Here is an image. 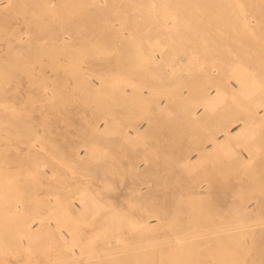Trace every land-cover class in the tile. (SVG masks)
<instances>
[{
	"label": "rangeland",
	"instance_id": "374dc122",
	"mask_svg": "<svg viewBox=\"0 0 264 264\" xmlns=\"http://www.w3.org/2000/svg\"><path fill=\"white\" fill-rule=\"evenodd\" d=\"M12 1L0 0V193L22 199L23 219L11 212L0 218V264H171L177 241L189 262L212 264L216 237L227 232L234 235V264H264V122L247 128L261 146L260 173L246 175L216 148L264 114L256 102L264 100V0ZM67 54L85 62L75 67ZM241 69L252 88L259 86L254 99H228L203 114L199 103L180 106L168 92L207 76L238 88ZM134 85L145 95L152 87V108L160 103L161 113H140L126 101ZM190 110L201 119L196 127L188 123ZM222 127L228 132L215 141L206 137ZM187 141L205 147L202 156L190 154L192 171L179 154ZM83 188L100 200L98 212L84 211ZM195 195L200 205L190 201ZM64 209L69 217L59 220ZM229 209L253 221L228 225ZM50 211L53 217L36 219Z\"/></svg>",
	"mask_w": 264,
	"mask_h": 264
},
{
	"label": "bare ground",
	"instance_id": "6f19581e",
	"mask_svg": "<svg viewBox=\"0 0 264 264\" xmlns=\"http://www.w3.org/2000/svg\"><path fill=\"white\" fill-rule=\"evenodd\" d=\"M14 1V0H13ZM12 1V2H13ZM45 1V0H44ZM50 1V0H49ZM78 1V0H77ZM11 2V3H12ZM14 2H17V1H14ZM18 2H20L19 0H18ZM47 2V1H46ZM63 2V1H62ZM90 2V1H89ZM20 3H22V2H20ZM49 3V2H48ZM60 3V2H59ZM16 4V3H15ZM15 4L13 5V6H15ZM36 4V3H35ZM38 4V3H37ZM56 4V3H55ZM80 4V3H79ZM84 4V3H83ZM9 5H11V4H9ZM8 5V6H9ZM23 5V4H22ZM68 5V4H67ZM21 6V5H20ZM39 6V5H38ZM41 6V5H40ZM54 6H57V5H54ZM11 7H12V5H11ZM17 7H18V5H17ZM45 7V6H44ZM77 7V6H76ZM75 7V8H76ZM86 7V6H85ZM19 8V7H18ZM17 8V9H18ZM22 8V7H21ZM42 8V7H41ZM2 9V8H1ZM4 9V8H3ZM9 9V8H8ZM53 9V8H52ZM56 9V8H55ZM65 9V8H64ZM77 9V8H76ZM11 10V9H10ZM15 10V9H14ZM19 10H21V9H19ZM43 10V9H42ZM1 11V10H0ZM46 11V10H45ZM12 12H13V10H12ZM16 12H17V10H16ZM44 12V11H43ZM50 12V11H49ZM19 13V12H18ZM41 13V12H40ZM42 14V13H41ZM22 15V14H21ZM40 15V14H39ZM25 17V16H24ZM249 17V16H248ZM19 18V17H18ZM17 18V19H18ZM244 18V17H243ZM22 19V18H21ZM258 20V19H257ZM225 21V20H224ZM238 22V21H237ZM261 22V21H260ZM233 23V22H232ZM225 24V23H224ZM236 24H238V23H235V25ZM264 24V23H263ZM222 25V24H221ZM225 25H227V24H225ZM224 25V26H225ZM237 26H239V24L237 25ZM231 27H234V25L233 26H231ZM238 29L240 28V27H237ZM241 28H242V26H241ZM262 29V28H261ZM244 30H246V29H244ZM239 31V30H238ZM241 31H243V30H241ZM224 32V31H223ZM226 32H224V34H225ZM259 33V32H258ZM12 34V33H11ZM20 34V33H19ZM240 34V33H239ZM262 36V35H261ZM3 38H6V36L5 37H3ZM21 38V37H20ZM261 38V37H260ZM224 39H226V38H224ZM263 39V38H262ZM217 40V39H216ZM224 41V40H223ZM241 41V40H240ZM259 41V40H258ZM84 42V41H83ZM11 43V42H10ZM259 43V42H258ZM54 44V43H53ZM260 44V43H259ZM9 45V44H8ZM55 45V44H54ZM67 45H71V44H68L67 43ZM258 45V44H257ZM263 45V44H262ZM53 46V45H52ZM63 46V45H62ZM51 47V46H50ZM59 47V46H58ZM57 47V48H58ZM70 47H72V46H70ZM55 48H56V46H55ZM66 48V47H65ZM68 48H69V46H68ZM68 48H66V49H68ZM80 48V47H79ZM83 48V47H82ZM259 48V47H258ZM65 49V50H66ZM72 49V48H71ZM77 49V48H76ZM44 49H42V51H43ZM48 50H49V48H48ZM51 50V49H50ZM54 50V49H53ZM57 50V49H56ZM74 50V49H73ZM239 50H240V48H239ZM250 50V49H249ZM260 50V49H259ZM258 50V51H259ZM41 51V50H40ZM39 51V52H40ZM46 52H49V51H47V50H45ZM45 51H43V52H45ZM63 51V50H62ZM255 51H257V50H255ZM38 52V51H37ZM54 52V51H53ZM58 52V51H57ZM56 52V53H57ZM70 51H68V53H69ZM89 52V51H88ZM241 52V51H240ZM249 52V51H248ZM252 52V51H251ZM261 52V51H260ZM22 53V52H21ZM42 53V52H41ZM50 53V52H49ZM55 53V52H54ZM66 53V52H65ZM250 53V52H249ZM17 54H18V51H17ZM20 54V53H19ZM28 54V53H27ZM35 54V53H34ZM37 54V53H36ZM36 54H35V56H36ZM43 55L45 54V53H42ZM51 54V53H50ZM61 54V53H60ZM64 54V53H63ZM72 54H74V53H72ZM71 54V56L70 55H68V56H70L69 57V63L70 64H73L75 67H76V64H78V63H80V62H82L84 59L83 58H85L83 55L82 56H78V57H75V56H73ZM260 54V53H259ZM20 55H22V54H20ZM25 55V54H24ZM23 55V56H24ZM39 55H40V53H39ZM39 55L37 56V58H39ZM46 55V54H45ZM54 55V54H53ZM76 55V54H75ZM87 55V54H86ZM238 55V54H237ZM2 56V55H1ZM27 56H30V55H27ZM34 56V55H33ZM62 56H64V55H62ZM68 56H67V58H68ZM240 56V55H239ZM264 56V55H263ZM3 57V56H2ZM24 57H26V56H24ZM31 57V56H30ZM65 57V56H64ZM262 57V56H261ZM49 58L51 59L52 58V56L50 57L49 56ZM58 58V57H57ZM66 58V57H65ZM243 58H245V57H243ZM255 58V57H254ZM3 59V61H5L4 60V58H2ZM26 59V58H25ZM28 59V58H27ZM31 59V58H30ZM32 59H34V58H32ZM53 59H55L54 58V56H53ZM86 59V58H85ZM221 59H222V57H221ZM224 59V58H223ZM232 59V58H231ZM242 59V58H241ZM249 59V58H248ZM17 60V59H16ZM29 60V59H28ZM42 60V59H41ZM59 60H60V58H59ZM62 60V59H61ZM233 60V59H232ZM245 60V59H244ZM243 60V61H244ZM252 60H253V58H252ZM252 60H251V62H252ZM258 60V59H257ZM22 61V60H21ZM31 60H29V61H27V62H30ZM36 61V60H35ZM38 61V60H37ZM51 61V60H50ZM53 62H54V60H52ZM55 61H56V59H55ZM67 61V60H66ZM6 62H8L7 60H6ZM16 62V61H15ZM23 62V61H22ZM32 62V61H31ZM38 62H40V61H38ZM58 62H60V61H58ZM64 62V61H63ZM84 62H85V60H84ZM83 62V63H84ZM240 62V61H239ZM245 62H247V61H245ZM254 62H255V59H254ZM253 62V63H254ZM18 63H20V62H18ZM17 63V64H18ZM26 62H24V64H25ZM37 63V62H36ZM57 63V62H56ZM65 63V62H64ZM67 63V62H66ZM68 63V64H69ZM236 63V62H235ZM1 64V63H0ZM3 64V63H2ZM7 64V63H6ZM9 64V63H8ZM60 64V63H59ZM260 64V63H259ZM9 65H13V63L11 64H9ZM22 65V64H21ZM58 65V64H57ZM62 65V64H61ZM254 65V64H253ZM257 65V64H256ZM7 66V65H6ZM51 66H53L52 64H51ZM67 66H70V65H67ZM66 66V67H67ZM72 66V65H71ZM252 66V65H251ZM255 66V65H254ZM260 66V65H259ZM258 66V67H259ZM10 67V66H9ZM8 67V68H9ZM54 67H57L56 66V64H55V66ZM64 67V65H62V68ZM77 67H79V66H77ZM244 67H245V65H244ZM250 67V66H249ZM257 67V66H256ZM261 67V66H260ZM2 68V67H1ZM4 68H6V67H4ZM25 68V67H24ZM58 68V67H57ZM27 69V68H26ZM29 69V68H28ZM27 69V70H28ZM53 69V68H52ZM250 69H252V68H250ZM254 69V68H253ZM258 69V68H257ZM79 70V69H78ZM264 70V69H263ZM2 71H4V70H2ZM75 71V70H74ZM76 71H77V69H76ZM259 69H258V72L257 73H259ZM262 71V70H261ZM7 72V71H6ZM29 72V71H28ZM27 72V73H28ZM32 72V71H31ZM69 72V71H68ZM71 72H72V68H71ZM83 72V71H82ZM263 72V71H262ZM0 73H5V71L4 72H1L0 71ZM9 73V72H8ZM11 73H13V72H11ZM16 73V72H15ZM40 73V72H39ZM73 73V72H72ZM79 73V72H78ZM261 73V72H260ZM259 73V74H260ZM31 74V73H30ZM29 74V75H30ZM45 74V73H44ZM77 74V73H76ZM75 74V75H76ZM7 75V74H6ZM16 75V74H15ZM14 75V76H15ZM17 75H19L18 77H20V74H17ZM16 75V76H17ZM26 75V74H25ZM38 75V74H37ZM58 75V74H57ZM258 75V74H257ZM257 75L256 76H254V77H257ZM264 75V74H263ZM11 77H12V75H11ZM47 77H48V75H47ZM56 77V76H55ZM5 78L6 77H4V80H5ZM31 78V77H30ZM41 78H42V76H41ZM3 79V78H2ZM7 79H8V77H7ZM7 79H6V81H7ZM14 79V78H13ZM12 79V80H13ZM49 79V78H48ZM53 79V78H52ZM234 79H235V81L237 82V84H238V88H235V86L231 83V82H228L226 79H224L223 77H210V76H207L206 77V79H205V82L203 83V84H197V83H194V82H192V83H190V84H188V85H179V86H176V85H172V86H169L168 87V92H170L172 95H173V97H175L178 101H179V104H180V106H181V104H182V106L184 105H186V104H188L189 105V103L190 104H194V103H199L202 107H203V109H204V111H203V114H206V113H208V112H211V111H214L220 104H222V103H224V102H227V101H229L228 99H230L232 102H238V100H239V96L240 97H242V98H248L249 100L250 99H254L256 96H254V93H256V90L259 88V86L257 85V84H253V88H255V89H253L252 88V84L249 82V80L247 79V71H245V70H239V72H238V74L237 75H234ZM9 80V79H8ZM88 80V79H87ZM5 81V82H6ZM189 82V81H188ZM2 83V82H1ZM3 83H4V81H3ZM185 84V83H184ZM209 85V86H208ZM123 86V85H122ZM142 86V85H141ZM210 86H214L215 87V93H212L211 91H210ZM187 88V90H188V93L187 94H184V88ZM147 88V87H146ZM147 89H149V88H147ZM151 89H152V87H151ZM149 90V95H145V93H144V91L142 90V88L140 87V86H138V85H134L133 86V89H132V93L131 94H125V97H126V101L127 102H130V103H132L133 105H135V107L139 110V112L140 113H145V114H147V113H149V114H152V113H154V112H156V113H161V111L163 110H161V107H160V103H157L156 105H155V108H152V98H151V94L153 93L152 92V90ZM156 90V89H155ZM212 90V89H211ZM119 91V90H118ZM126 92V91H125ZM160 92V91H159ZM111 93V92H110ZM236 94H238L237 96H236ZM254 96V98H252ZM241 99V98H240ZM166 100H167V103H169V97H167L166 98ZM247 100V99H246ZM240 101V100H239ZM155 101H153V103H154ZM244 102L246 103V101L244 100ZM250 102V101H249ZM256 102L259 104V103H264V100H260V99H256ZM243 103V102H242ZM231 104V103H230ZM132 105V106H133ZM244 105V104H243ZM247 104H245V106H246ZM167 106V105H166ZM234 106V105H233ZM235 107V106H234ZM188 108V107H187ZM167 109V108H166ZM168 110V109H167ZM241 110V109H240ZM134 112V111H133ZM261 112V111H260ZM254 113L255 114H258V110L256 109L255 111H254ZM196 114V112L195 111H192V110H190V116H189V125H190V127H196L197 125H198V122L201 120L200 118H199V116H196L195 115ZM140 115V114H139ZM233 115V114H232ZM238 115V114H237ZM236 115V116H237ZM166 116V115H165ZM203 116V115H202ZM255 120L254 121H252V122H249V120L248 121H245L244 122V126H243V130L241 131V133H238V135H236V137L234 138V140H231V138H229L228 136L226 137V138H224V139H222L221 141H219L218 143H217V146H216V148L218 149V152H221V153H223L224 155H225V157H226V155H227V157L230 159V162L231 163H233L235 166H237V167H239L240 169H241V171L243 172V173H245L246 175H251V174H253V173H260L262 170L261 169H259V156L261 155V146L259 145V144H257V143H255L254 142V138H253V135L247 130V128L248 127H250L251 125H256V124H258L259 122L260 123H262V122H264V114L262 115V117L261 118H258V116L257 115H255V116H252ZM161 118V117H160ZM231 118H232V116H231V113H227L226 115H225V119L227 120V121H229V120H231ZM233 120V119H232ZM220 122V121H219ZM236 122V121H235ZM222 123H220L219 125H221ZM241 124V123H240ZM264 124V123H263ZM188 125V126H189ZM101 128V127H100ZM189 129V128H188ZM187 129V130H188ZM198 131V130H197ZM220 131H224V132H228V129L226 128V129H224L223 127L222 128H219V130H217V131H215L214 133H210V134H208L206 137L207 138H209V139H211V140H213V141H215V135L218 133V132H220ZM200 132H202V130L200 131ZM35 133V132H34ZM136 133H138V131H136ZM204 133H206L205 131H204ZM31 135V134H30ZM200 135V134H199ZM224 135V134H223ZM35 136V135H34ZM189 136H190V134H189ZM204 136V137H205ZM189 138V137H188ZM221 138V137H220ZM32 139V138H31ZM197 139H200V137L199 138H197ZM204 140V139H203ZM30 141V140H29ZM186 142V141H185ZM196 142V141H195ZM201 142H202V140H201ZM204 142H205V140H204ZM203 142V143H204ZM199 143V142H198ZM198 143H194L193 141H187V143L185 144L186 146H187V150H184L185 148H183V149H181L180 150V152H179V154L181 155V157L183 156L184 157V159L182 160V162H183V168L186 170V171H192V170H194L195 168H196V166H197V161L195 162V161H191V153L192 152H196V153H198L199 154V156H202L203 154V152L205 151V147H200L199 145H197ZM28 144V143H27ZM184 144V143H183ZM207 145V144H206ZM205 145V146H206ZM238 146L239 147H241V149H239L238 148ZM182 148V147H181ZM206 149H207V147H206ZM216 150V149H215ZM242 150H244V152L246 153V155H244V153L242 152ZM46 152H49V151H46ZM141 155V154H140ZM146 155L147 154H144V157H146ZM52 156V155H51ZM64 159V158H63ZM147 161H148V158H145ZM152 159V158H151ZM264 159V158H263ZM145 160V161H146ZM41 161V160H40ZM229 161V160H228ZM226 163V162H225ZM263 163V162H262ZM74 165V164H73ZM149 165V164H148ZM136 168V167H135ZM137 169V168H136ZM238 169V168H237ZM236 170V169H235ZM209 171V170H208ZM237 171V170H236ZM84 172V171H83ZM42 173V172H41ZM57 173V172H56ZM200 173V172H199ZM196 174V173H195ZM237 175H239V174H237ZM4 177V176H3ZM57 177V176H56ZM83 177V176H82ZM85 177V176H84ZM246 177V176H245ZM12 178V177H11ZM58 178H60V177H58ZM255 178V177H254ZM232 179V178H231ZM65 180V179H64ZM233 181H234V178L232 179ZM259 180V179H258ZM5 180H3V182H4ZM18 181H19V179H18ZM66 181V180H65ZM147 182V181H146ZM149 182V181H148ZM145 183V182H144ZM78 184H80L79 182H78ZM213 184V183H212ZM77 185V184H76ZM81 185V184H80ZM83 185H85V184H83ZM83 185H81V186H83ZM230 185V184H229ZM7 186V185H6ZM14 186V185H13ZM231 186V185H230ZM39 187V186H38ZM64 187V186H63ZM77 187V186H76ZM75 187V188H76ZM214 187V186H213ZM213 187H211V188H213ZM9 187H7V189H8ZM228 188V187H227ZM230 188H232V187H230ZM226 189V188H225ZM78 190V189H77ZM228 190H230V189H228ZM231 190H233V189H231ZM251 190V189H250ZM2 191V190H1ZM9 191H11V190H9ZM13 191V190H12ZM99 191V190H98ZM247 191V190H246ZM5 192V191H4ZM18 192V191H17ZM20 192V191H19ZM18 192V193H19ZM77 192V191H76ZM230 192V191H229ZM11 193V192H10ZM16 193V192H15ZM215 193V192H214ZM7 194H8V192H7ZM78 194H79V196H80V201L82 202V203H84L83 204V209H84V211L85 212H88V211H91L92 213H96V212H98V210H99V206L97 205L98 204V201H100L98 198H94V197H90L89 195H88V193L84 190V188L82 189V190H80L79 192H78ZM94 194V193H93ZM207 194V193H206ZM205 194V195H206ZM3 194L2 193H0V218L2 217L3 218V216L4 215H8V213H12V215H13V217H14V219L16 220V221H21L23 218V216H22V213L20 212V210L22 209V207H23V201H22V199H20L16 194H13V196L12 197H3L2 196ZM197 195V194H196ZM195 195V196H196ZM233 195V194H232ZM7 196V195H6ZM192 197L191 199H190V201H192V202H194V203H198V202H200L201 201V199H200V196L198 195V196H196V197ZM210 196V195H209ZM36 197V196H35ZM110 197H112V196H110ZM189 197H191V196H189ZM213 196H211V198H212ZM119 198V197H118ZM188 198V197H187ZM203 198V197H202ZM34 199V198H33ZM37 199V198H36ZM113 199V198H112ZM32 200V199H31ZM35 200V199H34ZM115 200V199H114ZM151 200V199H150ZM40 201V200H39ZM39 201H37V202H35L36 203V205H39L38 204V202ZM116 201V200H115ZM206 201V200H205ZM114 203V202H113ZM118 203V202H117ZM5 204H8L7 206H8V208H7V206L5 205ZM116 204V203H115ZM195 204V205H196ZM198 205H200L199 203H198ZM19 206H21V207H19ZM51 206V205H50ZM108 207V206H107ZM116 207H118V206H116ZM221 207H222V205H221ZM159 210V209H158ZM205 210V209H204ZM203 211V210H202ZM243 211V210H242ZM254 211V210H253ZM26 212V211H25ZM29 212V211H28ZM34 212V211H33ZM111 212V211H110ZM255 212V211H254ZM227 216H225V218H224V221H225V223L226 224H228V225H230V224H232L233 222H235L236 220H239V221H244V220H251V221H253L252 220V218H251V216H249V215H247V214H244V213H242V215H240L238 218H236V214H235V212L233 211V210H231V209H229L228 211H227ZM70 214V213H69ZM159 214V213H158ZM240 214V213H239ZM192 215V214H191ZM135 216V215H134ZM198 216V215H197ZM11 217V216H10ZM48 217H53V212L52 211H50V212H48V214H41V215H37V217H36V219L37 218H39V219H41V220H43V219H46V218H48ZM55 217V216H54ZM57 217V216H56ZM68 211H66L65 209L63 210V211H61V212H59V215H58V219L59 220H66V219H68ZM103 217V216H102ZM196 217V216H195ZM27 218V217H26ZM205 218V217H204ZM259 218V217H258ZM6 219V218H5ZM9 219V218H8ZM32 219V218H31ZM188 219V218H187ZM11 220V219H10ZM212 221H213V219H211ZM2 221V220H1ZM9 222V221H8ZM30 222V221H29ZM39 222V221H38ZM20 223V222H19ZM28 223V222H27ZM27 223L25 222V225H27ZM237 223V222H236ZM182 224V223H181ZM216 224V223H215ZM235 224V223H234ZM19 225V224H18ZM24 225V224H23ZM184 225V224H183ZM13 226V225H12ZM168 226V225H167ZM169 226H170V224H169ZM181 226V225H180ZM196 226V225H195ZM232 226V225H231ZM16 227H18V226H16ZM74 227H76L77 228V226H74ZM74 227H73V229H74ZM97 227V226H96ZM174 227V226H173ZM179 227V226H178ZM177 227V228H178ZM13 228V227H12ZM172 228V227H171ZM170 228V229H171ZM175 228V227H174ZM182 228V227H181ZM231 227H228V228H225V229H230ZM246 228V227H245ZM244 228V229H245ZM28 229H29V226H26V228H24V229H21V230H19L18 231V235L19 236H23V235H25L26 233H27V231H28ZM204 229V228H203ZM207 229H208V227H207ZM236 229V228H235ZM94 230V229H93ZM64 231V230H63ZM95 231V230H94ZM185 231H188V230H185ZM182 232V231H181ZM181 232H180V235H182L181 234ZM184 232V231H183ZM195 232V231H194ZM223 232V231H222ZM37 233V232H36ZM61 233H62V231H61ZM186 233V232H185ZM189 233H192V232H189ZM203 233V232H202ZM235 233V232H234ZM174 234V233H173ZM175 234H176V232H175ZM209 234V233H208ZM224 234V233H223ZM252 234V233H251ZM233 234L231 233V232H227V233H225V236H224V239H222V237L220 236H217L216 237V239L218 240V242H219V245H218V254L217 255H214L213 257H214V262L212 263V264H217V262L220 264V263H222V264H234V262H235V258H234V256H233V243H232V239H233ZM241 236V235H240ZM16 237V236H15ZM67 237V236H66ZM175 237V236H174ZM176 237H177V240H181L182 239V237L181 236H179V234H176ZM204 237V236H203ZM207 237H208V235H207ZM215 237V236H214ZM194 238V237H193ZM213 238V237H212ZM184 239V238H183ZM182 239V240H183ZM62 240V239H61ZM190 240V239H189ZM178 243L175 245V243H174V248L173 249H171V251H170V253L167 255V257H168V259L170 260V262H171V264H195V263H192V262H189L187 259H186V257L183 255V252H184V247H183V245H182V243H179V241H177ZM189 242V241H188ZM216 242V241H215ZM105 243V242H104ZM27 244V243H26ZM193 244V243H192ZM195 244V243H194ZM21 246H23L26 250L28 249V246H24V245H21ZM120 247V246H119ZM114 249H115V247H114ZM138 249V248H137ZM155 249V248H154ZM104 250V249H103ZM106 250V249H105ZM13 251V250H12ZM107 251V250H106ZM78 252V251H77ZM99 252V251H98ZM147 253V252H146ZM168 253V252H167ZM166 253V254H167ZM135 254V253H134ZM133 254V255H134ZM143 254V253H142ZM147 254H149V253H147ZM153 254V253H152ZM112 255V254H111ZM114 255V254H113ZM77 256H79L78 254H77ZM104 256V255H103ZM115 256V255H114ZM138 257H139V255H137ZM144 256H145V254H144ZM160 256V255H159ZM163 256H164V254H163ZM217 256V257H216ZM106 257V256H105ZM143 257V256H142ZM149 257V256H148ZM193 257V256H192ZM100 258V257H99ZM108 258V257H107ZM111 258V257H110ZM211 258V257H210ZM209 258V259H210ZM101 259V258H100ZM103 259V258H102ZM114 259V258H113ZM135 259V258H134ZM136 259H138L137 257H136ZM140 259V258H139ZM160 259V258H159ZM166 259V258H165ZM115 260V259H114ZM162 261V260H161ZM89 262V261H88ZM108 263V262H107ZM112 263V262H111ZM122 263V262H121ZM209 263V262H208ZM207 263V264H208ZM30 264H39V262H36V263H30ZM85 264V263H84ZM115 264V263H114ZM133 264V263H132ZM140 264V263H139Z\"/></svg>",
	"mask_w": 264,
	"mask_h": 264
}]
</instances>
